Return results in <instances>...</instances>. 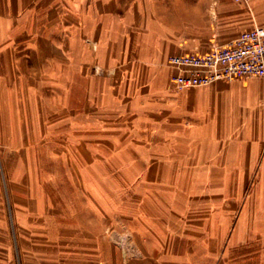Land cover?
Wrapping results in <instances>:
<instances>
[{
    "label": "crops",
    "instance_id": "1",
    "mask_svg": "<svg viewBox=\"0 0 264 264\" xmlns=\"http://www.w3.org/2000/svg\"><path fill=\"white\" fill-rule=\"evenodd\" d=\"M257 25L264 0H0V264H264V76L167 62Z\"/></svg>",
    "mask_w": 264,
    "mask_h": 264
},
{
    "label": "built area",
    "instance_id": "2",
    "mask_svg": "<svg viewBox=\"0 0 264 264\" xmlns=\"http://www.w3.org/2000/svg\"><path fill=\"white\" fill-rule=\"evenodd\" d=\"M167 62L176 68L171 81L177 87L264 76V26L244 29L230 42L211 45L204 53L172 54Z\"/></svg>",
    "mask_w": 264,
    "mask_h": 264
},
{
    "label": "rangeland",
    "instance_id": "3",
    "mask_svg": "<svg viewBox=\"0 0 264 264\" xmlns=\"http://www.w3.org/2000/svg\"><path fill=\"white\" fill-rule=\"evenodd\" d=\"M250 173H251V175L248 176L247 190L249 191L251 188L252 192H253V190H254V177H255L256 171H252Z\"/></svg>",
    "mask_w": 264,
    "mask_h": 264
}]
</instances>
